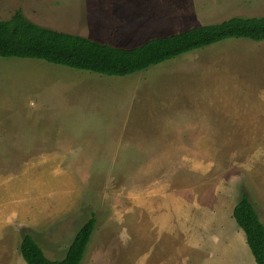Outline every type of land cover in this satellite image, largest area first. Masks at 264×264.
<instances>
[{"label":"rangeland","instance_id":"obj_1","mask_svg":"<svg viewBox=\"0 0 264 264\" xmlns=\"http://www.w3.org/2000/svg\"><path fill=\"white\" fill-rule=\"evenodd\" d=\"M16 11L131 48L264 17V0H0V20ZM213 81L231 86L225 98L206 95ZM242 194L264 226V41L124 77L0 58V264H25V234L61 260L91 214L80 264H255L232 217Z\"/></svg>","mask_w":264,"mask_h":264},{"label":"trees","instance_id":"obj_2","mask_svg":"<svg viewBox=\"0 0 264 264\" xmlns=\"http://www.w3.org/2000/svg\"><path fill=\"white\" fill-rule=\"evenodd\" d=\"M230 39L264 41V17H231L217 24L188 28L151 38L131 48L103 44L86 37L58 32L28 21L20 11L0 20V58L42 60L66 68L124 77L164 61ZM232 217L244 233L255 264H264V226L242 194ZM93 214L80 226L61 260H49L33 238L25 234L19 251L25 264H80L95 230Z\"/></svg>","mask_w":264,"mask_h":264},{"label":"crops","instance_id":"obj_3","mask_svg":"<svg viewBox=\"0 0 264 264\" xmlns=\"http://www.w3.org/2000/svg\"><path fill=\"white\" fill-rule=\"evenodd\" d=\"M230 40H232V39H230ZM233 40H237V39H233ZM223 42H227V40L223 41ZM223 42H221V43H223ZM234 53H236L235 59H234L235 60V62H234L235 65L234 66H236V64H237V57H236L237 56V50H235ZM219 61H221V60H219ZM235 79H237V77ZM229 83H230L229 85H235L236 84L234 79L231 80ZM204 85H207V86H210V87L213 86V88L209 89V91L207 90V93H206V95H208L210 97H214V96L219 97L220 96V97L225 98V96L227 95L228 89H226V87L229 86L227 83L224 84V82L220 83L219 81H213L212 83H205ZM229 87H231V86H229ZM233 95H237V91H234ZM193 97H195V96H193ZM203 111H205V109ZM233 112H236V111H233ZM218 113L216 114L217 116H219ZM202 118L203 117H201V119ZM233 125L237 126V124H233Z\"/></svg>","mask_w":264,"mask_h":264}]
</instances>
